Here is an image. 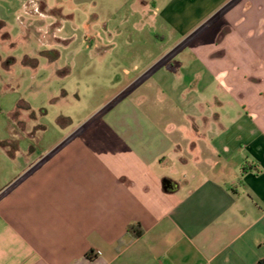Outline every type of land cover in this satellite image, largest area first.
Returning a JSON list of instances; mask_svg holds the SVG:
<instances>
[{
	"label": "crops",
	"instance_id": "0c3cea01",
	"mask_svg": "<svg viewBox=\"0 0 264 264\" xmlns=\"http://www.w3.org/2000/svg\"><path fill=\"white\" fill-rule=\"evenodd\" d=\"M158 9L139 15L152 26L135 39L111 29L105 118L53 139L40 126L9 158L19 172L0 186V264L264 260V0Z\"/></svg>",
	"mask_w": 264,
	"mask_h": 264
},
{
	"label": "rangeland",
	"instance_id": "374dc122",
	"mask_svg": "<svg viewBox=\"0 0 264 264\" xmlns=\"http://www.w3.org/2000/svg\"><path fill=\"white\" fill-rule=\"evenodd\" d=\"M167 1L157 0L155 8V0H0V24H6L0 27V186L19 172L9 158L26 154L42 138L40 126L53 139L59 125L105 118L115 92L106 49L120 37H112L111 29L129 27L121 38L135 39L131 30L152 23L139 15L157 13ZM133 55L126 53L128 59ZM67 75L75 95L66 97Z\"/></svg>",
	"mask_w": 264,
	"mask_h": 264
},
{
	"label": "trees",
	"instance_id": "16d2710c",
	"mask_svg": "<svg viewBox=\"0 0 264 264\" xmlns=\"http://www.w3.org/2000/svg\"><path fill=\"white\" fill-rule=\"evenodd\" d=\"M127 232L133 238H141L144 235V230L139 223H132L128 226ZM259 264H264V260H261Z\"/></svg>",
	"mask_w": 264,
	"mask_h": 264
}]
</instances>
